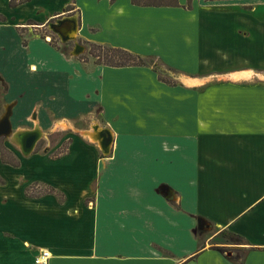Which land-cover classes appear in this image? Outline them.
<instances>
[{
	"label": "crops",
	"instance_id": "1",
	"mask_svg": "<svg viewBox=\"0 0 264 264\" xmlns=\"http://www.w3.org/2000/svg\"><path fill=\"white\" fill-rule=\"evenodd\" d=\"M15 2L0 0L10 122L97 108L86 132L112 143L0 151V264L42 249L48 264H264V0ZM65 16L81 42L144 63L88 69L20 35Z\"/></svg>",
	"mask_w": 264,
	"mask_h": 264
},
{
	"label": "rangeland",
	"instance_id": "2",
	"mask_svg": "<svg viewBox=\"0 0 264 264\" xmlns=\"http://www.w3.org/2000/svg\"><path fill=\"white\" fill-rule=\"evenodd\" d=\"M258 27L263 30V27L261 25H258ZM20 35L25 39H29L31 37H39L45 42H47L50 46H53L56 49L62 51L67 58L80 59L82 64H84V66L88 69L92 68L95 65L94 63L101 64L99 62H103L102 59L103 55L106 52H109L107 51V47L105 46H99L97 44L92 45L81 42L76 35L73 37V39L68 40L66 42H62L58 38V35L55 34L48 27V25L46 26V28L31 30L29 32L28 31L25 32L24 30L20 31ZM146 61L151 64L153 62L151 59H148ZM66 64L68 68H71L72 63H66ZM159 67L161 66L158 65V69ZM4 70L6 73H12V71H14V68L13 66L9 65L4 67ZM12 76L16 77L15 75ZM161 77L166 81L169 82L173 81L172 76L168 75V73L161 74ZM6 87H7V82H5L4 80H0V109L3 110L2 112H0L1 113L0 117L6 112L5 108L7 106H10L11 108L14 105L13 102L8 103V100L5 97H3V91L7 89ZM38 111L41 112L39 106H35L33 112L27 118L23 116L22 119L19 120L12 119L11 131L14 132L23 128H32V127L41 128L42 137L37 142L34 150L38 152L51 151V153L54 155L64 150V147L62 145L60 147H57L59 142L60 141L67 142L68 138H71V136L74 137L79 135V133H81L83 137L90 139V133L86 131L91 129V127L93 131L95 125H98L96 122H100V116L97 113V108L95 110L92 109L90 112L84 114L81 117H76V118L71 117L70 118L71 122L69 123H72V125H67V126L64 124L62 118L51 117V116H49L50 119L49 124L44 125L41 121V117L40 116L38 117V113H37ZM13 136L14 135L12 133L10 134V136H2L0 138V151L7 150L6 148H8L20 153L18 145L16 143L11 142Z\"/></svg>",
	"mask_w": 264,
	"mask_h": 264
},
{
	"label": "water",
	"instance_id": "3",
	"mask_svg": "<svg viewBox=\"0 0 264 264\" xmlns=\"http://www.w3.org/2000/svg\"><path fill=\"white\" fill-rule=\"evenodd\" d=\"M48 27L58 35V38L62 42L73 39L76 35L77 23L74 17L65 16L64 18L57 19L48 23ZM10 106L6 107V112L0 117V138L2 136H10L13 133L14 138L19 144V151L22 155L27 156L33 152L37 142L42 137V131L38 127H32L29 129L11 131L10 122ZM90 139L97 141L104 154H108L110 151V144L112 138L107 129H103L98 134L90 135Z\"/></svg>",
	"mask_w": 264,
	"mask_h": 264
},
{
	"label": "trees",
	"instance_id": "4",
	"mask_svg": "<svg viewBox=\"0 0 264 264\" xmlns=\"http://www.w3.org/2000/svg\"><path fill=\"white\" fill-rule=\"evenodd\" d=\"M15 0H10V4H15ZM90 44V43H89ZM94 45V44H92ZM96 45V44H95ZM103 46V45H99ZM107 47V51L103 55V62H99L101 64H108V65H129V64H143L144 61L142 58L138 55H134L131 52L124 50L122 48H115V47H110V46H105ZM99 59V56H98ZM3 160V156H1Z\"/></svg>",
	"mask_w": 264,
	"mask_h": 264
},
{
	"label": "built area",
	"instance_id": "5",
	"mask_svg": "<svg viewBox=\"0 0 264 264\" xmlns=\"http://www.w3.org/2000/svg\"><path fill=\"white\" fill-rule=\"evenodd\" d=\"M49 251L42 249L34 260V264H48Z\"/></svg>",
	"mask_w": 264,
	"mask_h": 264
},
{
	"label": "bare ground",
	"instance_id": "6",
	"mask_svg": "<svg viewBox=\"0 0 264 264\" xmlns=\"http://www.w3.org/2000/svg\"><path fill=\"white\" fill-rule=\"evenodd\" d=\"M242 74H249V72H243ZM187 81L189 82V83H194V82H196V80H193V79H187ZM97 127L95 126L94 127V130L92 131V132H97V131H95V130H97L96 129ZM90 135H92V133L90 132ZM91 137V136H90ZM11 142L12 143H16L17 145H18V147H19V144L17 143V141H16V139L14 138V136H13V138L11 139Z\"/></svg>",
	"mask_w": 264,
	"mask_h": 264
}]
</instances>
